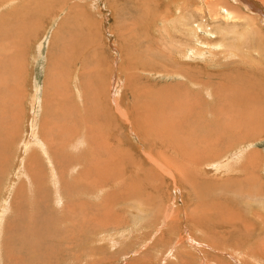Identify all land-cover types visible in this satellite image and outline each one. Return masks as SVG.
Instances as JSON below:
<instances>
[{"label": "rangeland", "instance_id": "1", "mask_svg": "<svg viewBox=\"0 0 264 264\" xmlns=\"http://www.w3.org/2000/svg\"><path fill=\"white\" fill-rule=\"evenodd\" d=\"M15 1L0 8V264H264V25L245 44L218 16L220 40L189 39L173 0Z\"/></svg>", "mask_w": 264, "mask_h": 264}, {"label": "bare ground", "instance_id": "2", "mask_svg": "<svg viewBox=\"0 0 264 264\" xmlns=\"http://www.w3.org/2000/svg\"><path fill=\"white\" fill-rule=\"evenodd\" d=\"M43 0H23V5H25V6H30V4H32V3H34V5L35 6H40V4H41V2H42ZM177 1H180L181 2V4H176V2ZM235 1H237V7L235 6V5H233L232 4V0H199L198 2H200L202 5V9L200 10V9H197V7L195 6V4H194V2H196V0H187V1H185V0H173V2H174V4H175V6L176 7H178V9L176 10L177 11V15L175 16V17H172L173 16V13L172 12H170L171 13V15L170 14H168L171 18H175L174 19V22H175V20H177L176 22H175V26H174V28L176 29V33H177V35L176 36H178V37H182V36H180L181 34L183 35V37L184 36H186V38L188 37L189 39H196L197 37H196V35H197V31H203V32H205L206 34H211L212 35V38L214 37L213 36V34L215 33H212V29H211V27H212V22L211 23H209V20L210 19H213V22H214V25L216 24V21H215V19H218V16L220 17V16H222L223 18H224V20L225 21H227V22H230V21H241L242 23H240V24H238L237 22L236 23H233V24H228V26L224 29V32L221 34V31L220 30H218V31H220L219 33L221 34V38H223V39H226V37H228V35L229 34H231L232 33V37L234 38V37H236L237 39H239V41L241 40V42L243 41H245V44L249 41V39L247 40V42H246V39H245V37H250L251 36V32H253V33H257L258 32V29L259 28H257L256 26H255V23L257 24V21L258 22H260L261 24H263L264 25V9L258 4V2H257V0H235ZM264 1V0H263ZM220 2H224V6L223 5H220V6H223V7H225L224 9H222V7H220L218 4L216 5L215 3H220ZM260 2V1H259ZM17 4V2L15 1V0H6V1H3V2H0V8H3L4 6H10L11 4ZM43 3V2H42ZM209 4H215V5H209ZM169 5H171V3L169 4ZM217 7H220L219 9L217 8ZM244 9V8H246V9H250L251 10V12H253V14H247V15H244L243 13H241L242 11H240V14H234V10H236V9ZM245 9V10H246ZM26 11V10H25ZM167 10H165V12H166ZM198 11V12H197ZM224 11V13H226L224 16L221 14V12H223ZM244 15V16H243ZM167 16V15H166ZM243 20H245V21H243ZM198 21V22H197ZM218 22V21H217ZM221 22V21H220ZM214 25H213V27H214ZM218 25V24H217ZM219 26V25H218ZM217 26V27H218ZM223 27V26H222ZM238 27H240V30H237V28ZM178 28V29H177ZM261 29V28H260ZM214 30V29H213ZM218 31H216L217 33H218ZM259 32H260V30H259ZM174 33V32H173ZM175 33V34H176ZM234 33V34H233ZM235 33H236V35H235ZM252 33V34H253ZM216 34V33H215ZM219 34V35H220ZM172 36V35H171ZM216 36H217V34H216ZM258 36V35H257ZM191 37V38H190ZM218 37V36H217ZM259 37V36H258ZM174 38V37H173ZM229 38V37H228ZM231 38V37H230ZM236 38H234V39H236ZM256 39H258L257 41H261V39L260 38H256ZM199 40V39H198ZM198 40H196V41H198ZM217 40H220L219 39V37L217 38ZM186 41V40H185ZM221 41H223L222 39H221ZM256 40H255V42H257ZM193 42H194V40H193ZM219 42V41H218ZM255 42H254V44L253 45H249V47H255L254 45H255ZM262 42V41H261ZM225 43V42H224ZM223 42H220L219 43V45H223L224 44ZM251 43V42H250ZM260 43V42H259ZM218 44V43H217ZM176 45V44H175ZM174 45V46H175ZM177 45H179V44H177ZM219 45H217V47H219ZM213 47V46H212ZM215 48H216V46H214ZM220 47H222V46H220ZM219 47V48H220ZM178 48H179V46H178ZM257 49H258V47H256ZM188 49V48H187ZM189 49H190V47H189ZM217 49V48H216ZM256 49V50H257ZM182 50V49H181ZM180 50V51H181ZM211 50H212V48H211ZM249 50V49H248ZM186 52V51H185ZM194 53V55L195 54H201V51L200 50H198L197 49V52H193ZM213 53V52H212ZM173 55H171V56H169L168 57V61H167V63L169 64V65H171V63H170V60H173L174 58L176 59L177 57V55L179 56V58L181 59V61H183L182 60V57L184 58V53H181V52H178V51H173V53H172ZM167 56V55H166ZM201 56V55H200ZM179 59V60H180ZM178 60V61H179ZM176 61V60H175ZM180 61V62H181ZM186 62V61H185ZM176 63H177V61H176ZM188 62H186V64H187ZM180 64V63H179ZM177 65V64H176ZM185 65V64H184ZM183 65V66H184ZM172 72H174V74L175 73H178L177 72V70H174V71H172ZM179 72H180V70H179ZM182 72V71H181ZM204 72H206V70H204ZM178 74H180V73H178ZM182 74L183 75H185L186 77H188V79H191V82H192V80H193V73H190V72H182ZM181 74V75H182ZM204 74H207V73H204ZM180 75V76H181ZM182 75V76H183ZM199 75V74H198ZM185 76H183V77H185ZM200 76V75H199ZM209 76V75H208ZM185 77V78H186ZM182 78V77H181ZM188 79H186L187 81V83L189 84V82H188ZM196 79V78H195ZM185 80V79H184ZM202 80V79H201ZM197 81V80H196ZM199 81V80H198ZM186 83V84H187ZM199 83V82H198ZM187 84V86L189 87V86H191L192 84H190V85H188ZM203 87V86H202ZM206 88V87H205ZM175 89V88H174ZM188 90H189V88H188ZM195 90H197V89H195ZM111 91V90H110ZM186 91V90H185ZM83 92V91H82ZM179 92V91H178ZM192 92V91H191ZM201 92V91H200ZM189 93V92H188ZM168 94V93H167ZM203 94V93H202ZM161 95V94H160ZM171 95V94H170ZM204 95V94H203ZM207 95V94H206ZM188 96V95H187ZM190 97V96H189ZM193 97H195V96H193ZM193 97H191V98H193ZM33 98V97H32ZM159 98V97H158ZM167 98V97H166ZM247 98V97H246ZM174 99V98H173ZM175 99H178V98H175ZM174 99V100H175ZM195 99V98H194ZM180 100V99H179ZM176 101V100H175ZM178 101V100H177ZM180 102H183L184 103V101H181L180 100ZM200 102V101H199ZM190 103H191V101H190ZM202 103H204V102H202ZM186 104V103H185ZM183 105V109H185V107L184 106H186V105ZM198 104V103H197ZM191 105V104H190ZM189 105V106H190ZM193 105V104H192ZM188 106V105H187ZM186 106V107H187ZM188 106V107H189ZM181 107V106H180ZM167 110H168V107L166 108ZM176 109V108H175ZM181 109V108H180ZM198 109V108H197ZM201 109H202V107H201ZM166 110V111H167ZM205 110H207V109H203V111H205ZM197 111H199V113L197 114L196 113V116L197 117H199L198 119H197V122H201V121H204L205 119H206V117L208 116V115H206V112L205 113H203L202 111H200V109L199 110H197ZM186 112V111H185ZM209 112V111H208ZM166 113V112H165ZM180 113H181V111H180ZM189 113H191L192 114V111L191 112H189ZM189 115V114H188ZM183 116H185V114H183ZM182 116V117H183ZM191 116H193V114L192 115H190L189 117H191ZM246 117H248V115H246ZM208 118V117H207ZM187 119V118H186ZM207 120V119H206ZM225 125V124H224ZM138 127H139V125H138ZM187 127V126H186ZM189 129H190V127H189ZM193 129V128H192ZM178 131L180 130V129H177ZM185 131V130H184ZM180 132H181V130H180ZM37 133V132H36ZM75 134V133H74ZM171 134H173V133H171ZM182 134V133H181ZM71 135V134H70ZM186 135V134H185ZM37 137V136H36ZM145 138V137H144ZM43 139V138H42ZM171 140H175V139H171ZM32 143H34L36 146H37V148L39 147L40 148V152L41 153H39V155L41 154V156H43L44 155V157L46 158V161L47 162H50V165H51V163L52 162H54V157L52 158V156H53V154L51 153L53 150H49L48 149V147H47V143L45 142H43L42 141V143H41V141H38V138H36V140L35 141H31ZM75 143V142H74ZM178 143L179 142H177L176 143V145H178ZM155 144V143H154ZM29 146H30V144H28ZM26 143H24L23 144V147H25L24 148V150H25V152H27V150L28 149H26L27 148V146H28ZM172 148H173V146H172ZM51 149V148H50ZM173 150H174V148H173ZM239 150V149H238ZM38 153V152H37ZM176 153V152H175ZM55 156V155H54ZM28 157V156H27ZM39 158V157H38ZM225 158V157H224ZM237 158H239V156L237 155ZM39 159H41V157L39 158ZM197 160V159H196ZM225 160H227V163L229 162V159H225ZM224 160V161H225ZM52 161V162H51ZM161 161V160H160ZM164 162V161H163ZM221 162V164L222 165H224L223 163H222V161H220ZM226 162V161H225ZM163 164V163H162ZM165 164H167V163H165ZM198 164V163H197ZM164 165V164H163ZM172 165V164H171ZM200 165V164H199ZM198 165V166H199ZM211 165H214L215 166V164L214 163H212ZM222 165H220V166H222ZM173 167V166H172ZM219 167V166H218ZM225 167V166H224ZM166 168V167H165ZM165 168H164V170H165ZM175 168V169H174ZM173 169H168V172H172V174L173 175H175V176H177V177H179V176H181V173L183 174L184 173V170L181 168V169H176V167H174ZM199 168V167H198ZM50 169V168H49ZM54 169L55 168H53L52 169V171H54ZM71 169H73V167L71 168ZM163 169V168H162ZM161 169V170H162ZM167 169V168H166ZM25 170H26V168H25ZM56 170V169H55ZM67 170V169H66ZM167 172V171H166ZM24 173V172H23ZM27 173H28V171H27ZM254 174V173H253ZM53 175V174H52ZM54 176H55V174H54ZM173 177V176H172ZM182 177V176H181ZM181 179V178H180ZM55 181V180H54ZM180 181V180H179ZM59 182V181H58ZM194 183V182H193ZM57 184V183H56ZM59 184V183H58ZM56 186V185H55ZM196 186V185H195ZM245 190V192H247L246 191V189H244ZM244 190H243V192H244ZM250 190V189H249ZM251 191V190H250ZM244 192V193H245ZM255 193V192H254ZM246 195V194H245ZM255 195V194H254ZM264 195V194H263ZM57 196V195H56ZM252 196V195H251ZM128 197V196H127ZM254 197V196H253ZM246 199V198H245ZM252 200V199H251ZM249 201V200H248ZM251 202V201H250ZM261 202V201H260ZM58 203V202H57ZM8 205V204H7ZM247 206V205H246ZM7 207V206H6ZM4 209H5V207H4ZM250 209V208H249ZM3 210V209H2ZM252 210V209H251ZM251 210H249V211H251ZM2 213H3V211H1ZM2 216H4V215H2ZM0 220H1V217H0ZM235 232V231H234ZM203 233H205V232H203ZM200 234H202V233H200ZM208 237V238H207ZM206 238L207 239H209V235L208 236H206ZM205 238V239H206ZM240 240H241V238H239ZM177 240V239H176ZM240 240L237 242V245H238V243L240 242ZM192 241V240H191ZM207 241V240H206ZM179 243V242H178ZM216 243V242H215ZM197 245H199L200 243H196ZM207 244V243H206ZM209 244V243H208ZM209 246H214L213 245V243L210 245H207V247H209ZM250 246V245H249ZM205 247H206V245H205ZM224 248H226V246H225V244H224ZM238 248H243L244 250L243 251H246V249H245V247H243V246H241V247H239L238 246ZM235 250V249H234ZM172 251V250H171ZM235 251H238V250H235ZM234 251V252H235ZM239 252V251H238ZM237 253V252H236ZM247 253V252H246ZM230 255H231V253H230ZM230 257V256H229ZM205 260V259H204ZM205 262V261H204Z\"/></svg>", "mask_w": 264, "mask_h": 264}]
</instances>
